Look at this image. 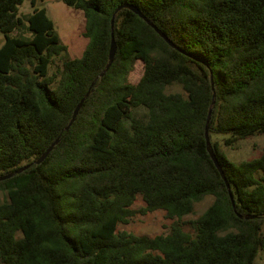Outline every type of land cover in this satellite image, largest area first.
Here are the masks:
<instances>
[{"label": "trees", "instance_id": "trees-1", "mask_svg": "<svg viewBox=\"0 0 264 264\" xmlns=\"http://www.w3.org/2000/svg\"><path fill=\"white\" fill-rule=\"evenodd\" d=\"M62 1L84 13L81 57L37 0L28 15L0 0V178L29 165L0 181V264H254L264 152L237 163L222 149L264 135V0ZM156 211L167 234L119 229Z\"/></svg>", "mask_w": 264, "mask_h": 264}, {"label": "rangeland", "instance_id": "rangeland-1", "mask_svg": "<svg viewBox=\"0 0 264 264\" xmlns=\"http://www.w3.org/2000/svg\"><path fill=\"white\" fill-rule=\"evenodd\" d=\"M37 7L45 8L48 16L53 21L55 30L59 35L62 44L68 47L70 57H81L88 44L82 33L85 30V17L81 10L71 8L62 0H37ZM33 12L31 0H24L20 6V15H28ZM3 43V36H0V46ZM144 72L141 61H136L134 70L129 74L128 81L131 84L137 83ZM232 161L237 163L259 157L264 152V135L240 140L230 148L223 147ZM213 202V198L208 196L195 206L193 214L184 218L185 221L198 218ZM143 205L140 200L135 208ZM172 220L167 219L163 211H156L147 215H136L129 224L121 225L120 230L128 231L136 235L154 236L167 234ZM189 231V227H185ZM264 235V230H263ZM254 264H264V248L260 249Z\"/></svg>", "mask_w": 264, "mask_h": 264}, {"label": "water", "instance_id": "water-1", "mask_svg": "<svg viewBox=\"0 0 264 264\" xmlns=\"http://www.w3.org/2000/svg\"><path fill=\"white\" fill-rule=\"evenodd\" d=\"M131 9L136 13L138 14L140 17L144 18L142 13L134 8V7H131ZM145 19V18H144ZM146 20V19H145ZM154 29L155 31L172 47H175V45L170 41V39L162 32L158 29V27H156L154 24L150 23L148 20H146ZM112 26H113V21H112ZM116 51H117V46H116V42L114 40V38L112 37V40H111V46H110V52H109V62L106 66V69L101 73L100 77L102 78L105 74V72L110 68V66L112 65L113 61H114V58H115V54H116ZM90 92H88L86 94V96L79 102V104L77 105V107L75 108L74 110V113H73V116H72V119L69 123V125L66 127V130H69V128L71 127V125L74 123L75 119L77 118V115L79 114V111L81 109V107L83 106L86 98L89 96ZM208 125H209V118H208V122H207V126H206V140H207V149H208V152L214 162V164L216 165L217 169L220 171L222 177L224 178L225 182H226V185L228 187V189L230 190V185L228 184L227 180H226V177L224 175V172L222 170V167L219 163V160L214 152V150L212 149V146H211V142H210V138H209V134H208ZM59 143V139H57L45 152L44 154L35 161V164L36 165H39L41 164L47 157L48 155L51 153V151L54 149V147ZM29 168V165L27 166H24L20 169H18L15 173H12V174H9L5 177H1L0 178V181L1 180H5V179H8V178H11L13 177L14 174H20L22 173L23 171L27 170ZM230 197L232 199V202H233V205H234V201H233V198H232V195L230 193ZM239 217H241V215H239Z\"/></svg>", "mask_w": 264, "mask_h": 264}]
</instances>
